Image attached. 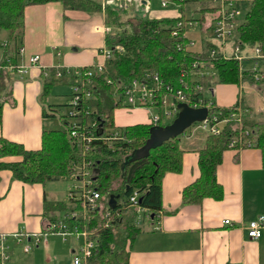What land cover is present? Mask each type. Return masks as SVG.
<instances>
[{
	"label": "trees",
	"instance_id": "16d2710c",
	"mask_svg": "<svg viewBox=\"0 0 264 264\" xmlns=\"http://www.w3.org/2000/svg\"><path fill=\"white\" fill-rule=\"evenodd\" d=\"M166 1L179 5L182 9L186 3L198 0ZM48 2H61L66 10L103 15L106 25L120 28L114 34L105 36L104 45L111 50L112 55L106 61V70L92 76V82L98 88L94 91V97L83 101V106L91 112L81 118L98 120L102 123L100 129L104 131L117 128L114 123V110L126 108L114 99L112 85L121 88L131 79L142 77L145 72L154 73L163 82L175 87L181 86V73L184 72L182 80L191 87L186 92H192L196 97L202 98L211 85H237L240 80L256 84L264 91V77L255 78L256 70H240L241 63L234 57L224 58L220 54L210 56L209 50L214 45L208 40L209 28L203 26L204 16L199 19L201 50H195L192 49L193 46H188L191 39L185 32L189 19L182 13L175 18L156 19L141 14L126 16L110 5L102 9L100 0H0V124L3 104L10 95V72L6 67L17 66L20 59L24 35V9L30 5ZM233 4L235 8L243 11V17L234 26L233 41L240 43L241 50L245 47L253 50L258 47L262 54L260 60L264 61V0L235 1ZM201 11L218 12L219 4ZM216 19L218 15L213 17L212 21ZM178 22L181 24L179 29L176 26ZM176 28L177 34L173 35L172 31ZM116 47H120V50ZM195 61L202 62L215 72V75L208 74L201 78L200 90L192 87L191 72ZM73 79L74 76L65 73L60 78H54L52 71L43 80L41 99L49 95L53 85L59 82L71 85ZM107 80H110V83ZM236 106L237 103L230 107H220L211 102L207 112L208 119L211 120L214 116L218 120L222 119ZM42 111L44 124L38 149L28 150L18 142L0 136V171L10 170L14 179L24 183L43 184L69 177L74 164L84 159L90 160L95 168L91 174L92 187L99 195L97 203H101L103 208L90 212L86 220H75L79 230L93 232L91 238L95 240V245L87 264H129L127 244L133 241L141 228L136 223L138 210L128 207V199L134 191L138 192V207L148 213L150 221L157 220L162 210V178L166 173H179L182 169L183 151L179 147L178 137L151 148L145 157L130 162L122 171L124 158L145 145L149 138L150 124L136 123L118 127L123 131L125 140L116 143L112 149H107L100 140H93L84 155L82 149L70 142L69 119H63L62 127L54 128L45 121L47 117H54L55 105H47ZM243 127L252 130V146L260 150L264 167V120L245 113L242 117ZM242 128H239L235 121L229 120L219 132L206 134L203 146L198 150L199 176L182 188V204L200 205L205 198L220 200L223 197L222 186L216 178V169L222 160V153L231 149L228 147L229 141L239 136ZM97 133L93 131L94 135ZM111 194L119 195L113 209L107 208ZM80 207V202L72 199H68L66 203L44 200L43 214L48 223H55L68 212ZM106 208L109 210L108 216L103 212ZM60 210L62 214L59 213Z\"/></svg>",
	"mask_w": 264,
	"mask_h": 264
},
{
	"label": "crops",
	"instance_id": "0c3cea01",
	"mask_svg": "<svg viewBox=\"0 0 264 264\" xmlns=\"http://www.w3.org/2000/svg\"><path fill=\"white\" fill-rule=\"evenodd\" d=\"M158 1L157 4L155 1L141 0V5L137 4L135 10L121 12L134 16L145 6L149 9V17L156 19L175 18L182 13L189 22H193L185 32L195 42L192 49L201 50L199 19L205 17L203 26L207 28L213 22V17L218 15V12L201 10L215 7L218 2L192 1L181 9L179 5L166 0L164 6L161 4L163 0ZM102 23H105L103 15L66 10L61 2L30 5L24 9V35L18 65L25 66L26 72L10 73V95L2 107L0 136L20 143L28 150L40 147L44 124L42 110L49 102V95L41 99L44 73L50 75L55 67L90 65L99 59L97 52L104 46L106 35L97 32L95 27ZM34 55L39 56V61L29 65L28 59ZM240 55L243 58L242 69L255 68L256 77L261 78L264 69H258L261 60L255 57L253 48H243ZM245 61L247 65L244 68L242 62ZM261 62L264 66V61ZM211 87L207 88L211 95L207 101L220 107H230L240 100L247 115L264 120V91L256 84L241 81L238 85L215 84ZM115 115L117 127L148 124V112L144 108H119L114 110V118ZM198 127L199 124H193V128L178 137L179 147L183 151L182 169L179 173H166L162 178V210L157 220L150 221L145 211L138 213L142 214V222L139 219L136 221L141 230L127 244L129 264H264V228L257 239H250L243 228L258 215H264V167L258 148L227 149L222 153V160L216 169L217 181L223 189L220 200L205 198L200 205L182 204V188L199 176L198 150L203 146L207 131ZM68 178L79 183L71 175ZM44 187L45 183L30 184L16 180L10 170L0 171V235L7 236L4 244L8 255L9 250L20 247L21 243L31 245L28 252L21 247L25 254H31L39 246L44 251L55 252L49 244V233L46 244L35 245L34 238L30 236L47 230L48 219L43 209L44 200L48 199ZM59 213L62 214L61 210ZM225 219H229L231 224H224ZM17 233L23 235L19 243L13 237ZM74 240L81 245V239L72 237ZM79 246H69L71 255ZM8 264H13L10 255Z\"/></svg>",
	"mask_w": 264,
	"mask_h": 264
},
{
	"label": "built area",
	"instance_id": "2783aa9c",
	"mask_svg": "<svg viewBox=\"0 0 264 264\" xmlns=\"http://www.w3.org/2000/svg\"><path fill=\"white\" fill-rule=\"evenodd\" d=\"M136 1L137 4L141 5V0H100L101 7L104 9L107 5L112 6L114 9L123 11L129 9V7ZM219 4L218 19L213 21L209 26L208 36L209 39L212 37L219 42L218 45L210 42L214 45L213 48L209 50L210 56L215 54H220L224 58L234 57L241 63L242 56L240 55L241 46L239 42L233 41V30L238 19L237 16L242 12L240 9L235 8L233 2L225 0H215ZM161 4L166 5V1H161ZM193 22H188L187 27H191ZM178 29L181 24L178 22L176 24ZM177 28L172 31L173 35L177 34ZM97 32H101L104 35L114 34L119 31L120 28H116V31H111L105 23L97 25L95 27ZM230 41L232 47V53L227 54L226 52V42ZM195 45L193 40L188 42V46L192 47ZM120 50V47H116ZM22 50V49H21ZM20 50V51H21ZM255 57L262 58L261 51L258 47L254 48ZM97 55L99 57L96 63L90 65L79 66V67H55L53 68L54 78H60L62 74L68 76H74V81L71 86V94L69 99V109L67 112L68 116V127H69V139L70 142L76 145L79 149H82L83 154L89 150L90 143L93 140H100L105 145L107 149H112L114 145L120 141L125 140V136L121 129L113 128L109 130L100 129L102 123L98 120H83L81 116L89 115L91 111L86 110L83 106V101L91 99L95 95V90L98 88L92 82V76L95 74L103 73L106 70V61L111 57V50L105 45L98 49ZM39 61V56L34 55L28 59L29 65H35ZM8 71L25 73V66H13L10 65L6 67ZM192 87L195 90L201 89V84L199 83L201 78L208 74L215 75V72L211 67H206L200 61H195L192 64ZM242 67L240 66V70ZM252 70H255L252 69ZM45 77H48L47 73H44ZM185 73H181L180 87H175L170 83L163 82L158 75L154 73L145 72L140 78H133L129 82L122 85L121 88L112 85V95L114 99L118 102L120 101L126 109L132 108H144L148 112V124L151 126L161 125L160 111L164 109V115L167 118H174L177 114V105L179 103H185L192 108H207L211 106V102L207 101L202 97H196L192 92H186L189 88V84L182 80ZM255 78H260L256 75ZM110 83V80H107ZM237 106L234 107L233 111L229 113L228 116L217 119L214 116L211 120L208 119V113L204 120L197 122L199 126L207 131V133H217L221 130L219 124L226 123L229 120H233L237 123L239 128H242V117L246 113V110L240 105V100L236 101ZM154 110H157L154 113ZM96 131V135L93 131ZM254 143V136L251 129L243 127L239 136L232 138L229 141L228 147L231 149L239 150L245 147H251ZM236 144L238 146H236ZM83 155V156H84ZM92 168H89V167ZM94 167L90 160H83L82 162L76 163L73 166V172L71 174L72 178L79 180L77 186H74L68 192V199H72L80 202L81 207L79 210L70 211L60 220L55 223H48L47 230L44 233H34L30 236L34 238V244L39 243L46 244L47 234H56L65 240L66 237L72 236L76 239H81V245L77 250L72 252V264H87V260L91 255L92 248L95 245V240L92 239V231L89 230H79L78 223L79 220H86L87 215L95 210L96 208H101V203H97L99 195L97 191L92 187L93 180L91 174L94 171ZM138 192L134 191L128 199V207H135L138 211H144L137 205ZM109 199V198H108ZM108 202V201H107ZM103 208V207H102ZM107 208L108 203H107ZM103 209L105 216L109 215L108 209ZM76 220V222H75ZM75 224H74V223ZM224 224L230 225L229 219L223 221ZM246 230L247 236L250 239H257L261 235V230L264 228V215H258L255 219L250 220L247 224L243 225ZM27 236L26 234H24ZM22 234H14L13 237L16 238V242H20V237ZM28 237V236H27ZM7 236L0 235V264H8L9 255L7 252V246L4 241ZM31 249V245H25L23 247L24 252H28Z\"/></svg>",
	"mask_w": 264,
	"mask_h": 264
},
{
	"label": "rangeland",
	"instance_id": "374dc122",
	"mask_svg": "<svg viewBox=\"0 0 264 264\" xmlns=\"http://www.w3.org/2000/svg\"><path fill=\"white\" fill-rule=\"evenodd\" d=\"M157 2V4L159 3L158 0H151V2ZM134 8H138L137 6V2L134 1L133 4L129 7V12H131L132 10H135ZM142 11L139 12V14L141 15H147L148 17L150 16L149 14V9H147V7L143 6ZM189 15V14H188ZM243 17V12H241L238 16L237 19H241ZM108 27H110L111 31H116V27L115 26H111V25H107ZM212 43H214L215 45H218L219 42L216 41L215 39H213L212 37H210ZM232 45H230V41L226 42V52L227 54H231L232 53ZM261 59V58H259ZM98 61V59L94 62L96 63ZM243 67L245 68L247 65V62L245 61L244 63L242 62ZM263 63L261 61H259V68L258 69H264V66H262ZM242 67V66H241ZM264 77V74L263 76ZM261 77V78H262ZM248 82V81H244V80H240L238 82V84L240 82ZM237 84V85H238ZM262 87H264V80L262 81ZM208 88H212L211 86H209ZM71 94V86L68 84H55L52 86V89L50 90L49 93V102L47 103V105L49 104H55V108L56 111L54 112V117L51 118H46L45 123L51 127L54 128H59L62 127L63 124V119H67V112H68V105H69V95ZM203 97L205 99H211V95L208 92V90L206 89V91L203 94ZM46 105V106H47ZM119 109V108H116ZM126 109V108H125ZM48 110V109H47ZM164 109L162 108L160 111V116H161V125H167L168 123H170L173 118H167V116L164 115ZM157 110H154V113H156ZM256 118V117H255ZM262 119V117H260ZM258 117V119H260ZM115 122H116V115H115ZM257 119V118H256ZM223 123L219 124V127L222 128L223 127ZM196 126V124H195ZM190 128H193V125L190 126L188 129H186L185 131H189ZM199 129L203 128L201 126L198 127ZM182 135H180L179 137H181ZM78 182L75 181L74 179L71 178H62L59 180H53V181H47L45 182V191L47 193V199L48 200H59V201H63V202H68V192L69 190L73 189L75 185H77ZM138 213H140V211H138ZM137 213V217L136 219L139 221H141L142 219V214L139 215ZM142 222V221H141ZM11 240V239H10ZM9 240V241H10ZM48 240H49V244L53 246L54 251L51 252H47L44 251L42 246H39V248H35L32 252H30L31 254H25L22 252L21 247H24L26 245V243H21L20 247H13L14 245H12L13 247V251L9 250V255L11 258V262L13 264H72V255L69 251V246L71 244H74L76 247H78L80 245L79 241H72V237L68 236L66 237L65 240H62V237H60L59 235L57 236H52L48 234ZM79 242V243H78ZM34 257V258H32Z\"/></svg>",
	"mask_w": 264,
	"mask_h": 264
},
{
	"label": "water",
	"instance_id": "95a60500",
	"mask_svg": "<svg viewBox=\"0 0 264 264\" xmlns=\"http://www.w3.org/2000/svg\"><path fill=\"white\" fill-rule=\"evenodd\" d=\"M207 116V108H192L185 103L177 105V114L173 120L167 125L151 126L149 129V138L145 145L138 150L132 151L124 158L121 164V170L132 161L145 157L151 148L160 146L163 142L179 137L186 129L197 122H201ZM119 195H110L108 199V207L113 209L116 206V201ZM152 216V214H151Z\"/></svg>",
	"mask_w": 264,
	"mask_h": 264
}]
</instances>
